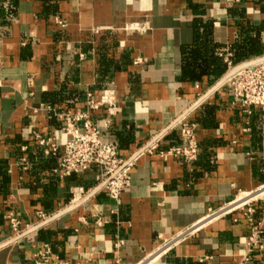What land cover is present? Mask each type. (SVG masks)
Instances as JSON below:
<instances>
[{"label": "crops", "instance_id": "1", "mask_svg": "<svg viewBox=\"0 0 264 264\" xmlns=\"http://www.w3.org/2000/svg\"><path fill=\"white\" fill-rule=\"evenodd\" d=\"M251 40L262 52L236 57ZM225 48L235 64L264 53V0H0V264H35L44 243L67 264H138L264 185V110L249 113L224 83ZM88 89L114 91L93 119L121 156L156 138L161 149L185 144V121L196 125L198 158L141 154L120 202L97 188L96 165L62 175L67 135L46 106L82 107ZM36 133L54 136L58 153ZM263 208L264 197L257 220ZM9 211L23 236H13ZM38 211L54 217L39 224ZM251 232L240 212L222 216L149 264H262L259 249L244 260Z\"/></svg>", "mask_w": 264, "mask_h": 264}, {"label": "built area", "instance_id": "2", "mask_svg": "<svg viewBox=\"0 0 264 264\" xmlns=\"http://www.w3.org/2000/svg\"><path fill=\"white\" fill-rule=\"evenodd\" d=\"M62 23V22H59ZM220 55L227 64L229 71L225 76L224 83L230 85L235 99L246 107L249 113L253 107L264 110V53L245 60L239 64L233 61V52L225 48ZM114 91L106 90L97 94L88 89L82 107L76 109H57L50 105L46 108L63 122L62 130L67 135L64 149L61 154L59 170L62 175L69 176L74 173H82L93 165L100 168L97 188L104 189L110 198L120 202L123 191L131 184V170L136 159L143 153H158L160 156H174L182 158L187 163H192L198 158L199 143L196 137V125L183 121L181 133L185 140L183 145H174L161 149L156 138L148 146H142L128 157H123L118 152L117 144L104 141L101 130L95 124L93 113L108 105L113 106ZM36 141L45 148L46 153L57 154L59 145L54 136L36 133ZM83 188L75 192L73 200L77 201L85 194ZM264 197V185L259 189L246 192L218 209H210L209 213L199 222L189 228L176 233L164 240L154 252L143 258L138 264H149L168 253L175 245L186 240L195 232L199 231L210 221L240 212L252 226L251 235L247 241L248 251L244 260H251L256 249L264 251V208L261 219H256V203ZM38 223L48 222L54 216H48L43 211L37 212ZM13 236L21 237L26 228L22 219L13 211L6 214ZM97 225L105 223L102 219L95 221ZM123 245L122 239H117L115 248L117 252ZM35 264H67L61 262L53 253L49 243L36 245ZM264 264V262L262 263Z\"/></svg>", "mask_w": 264, "mask_h": 264}, {"label": "trees", "instance_id": "3", "mask_svg": "<svg viewBox=\"0 0 264 264\" xmlns=\"http://www.w3.org/2000/svg\"><path fill=\"white\" fill-rule=\"evenodd\" d=\"M201 43L202 42H200V41H196L194 44V48L200 46ZM262 50H263V48H262V46H260L259 42H257L256 40H251V41H248V43L245 46L242 45L238 48V53H237L236 57L244 58V57L249 56L252 53L262 52ZM224 67L225 66L223 64V67H221L222 69H218V73H221L219 71L224 70Z\"/></svg>", "mask_w": 264, "mask_h": 264}]
</instances>
